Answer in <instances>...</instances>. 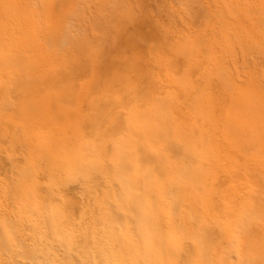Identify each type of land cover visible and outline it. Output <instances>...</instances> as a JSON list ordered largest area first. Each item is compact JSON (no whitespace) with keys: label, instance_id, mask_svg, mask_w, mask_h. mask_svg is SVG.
<instances>
[{"label":"rangeland","instance_id":"rangeland-1","mask_svg":"<svg viewBox=\"0 0 264 264\" xmlns=\"http://www.w3.org/2000/svg\"><path fill=\"white\" fill-rule=\"evenodd\" d=\"M0 264H264V0H0Z\"/></svg>","mask_w":264,"mask_h":264}]
</instances>
